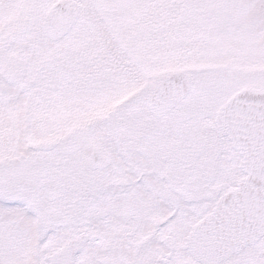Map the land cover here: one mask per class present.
I'll list each match as a JSON object with an SVG mask.
<instances>
[{"label":"snow or ice","instance_id":"obj_1","mask_svg":"<svg viewBox=\"0 0 264 264\" xmlns=\"http://www.w3.org/2000/svg\"><path fill=\"white\" fill-rule=\"evenodd\" d=\"M0 264H264V0H0Z\"/></svg>","mask_w":264,"mask_h":264}]
</instances>
